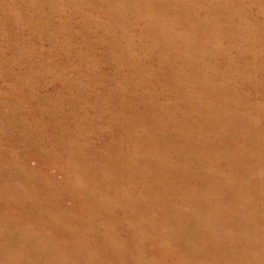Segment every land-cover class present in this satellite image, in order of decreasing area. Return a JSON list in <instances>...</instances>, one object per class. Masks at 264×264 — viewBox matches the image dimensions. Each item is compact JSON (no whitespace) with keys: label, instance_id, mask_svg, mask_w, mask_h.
Masks as SVG:
<instances>
[{"label":"rangeland","instance_id":"374dc122","mask_svg":"<svg viewBox=\"0 0 264 264\" xmlns=\"http://www.w3.org/2000/svg\"><path fill=\"white\" fill-rule=\"evenodd\" d=\"M193 247L264 264V0H0V264Z\"/></svg>","mask_w":264,"mask_h":264},{"label":"bare ground","instance_id":"6f19581e","mask_svg":"<svg viewBox=\"0 0 264 264\" xmlns=\"http://www.w3.org/2000/svg\"><path fill=\"white\" fill-rule=\"evenodd\" d=\"M223 89V88H222ZM202 105V104H201ZM204 106V105H203ZM180 129V128H179ZM183 129V128H182ZM178 130V129H177ZM182 131V130H181ZM190 131V130H189ZM180 133V132H179ZM182 133V132H181ZM186 134H189L188 132H186ZM184 135H185V133H184ZM182 137H183V135H182ZM182 137H180V139L182 140ZM185 138V137H184ZM180 139H179V136H178V139L177 140H179V142H180ZM171 140V139H170ZM173 140V139H172ZM176 140V139H175ZM8 142V141H7ZM175 142V141H174ZM178 142V141H177ZM178 145V144H177ZM181 145V144H180ZM220 145V144H219ZM179 146V145H178ZM225 148V147H224ZM184 149L185 148H183L182 150L184 151ZM185 150H188V149H185ZM193 150V149H192ZM140 151V150H139ZM183 153V152H182ZM203 176V175H202ZM239 177V176H238ZM259 214V213H258ZM143 217V216H142ZM262 217V216H261ZM263 219V218H262ZM155 226V225H154ZM202 226V225H201ZM209 227V226H208ZM211 227V226H210ZM167 228H168V226H167ZM185 228V227H184ZM188 228V227H187ZM134 228H132L130 231H133L134 232V230H133ZM166 229V228H165ZM177 229V228H176ZM197 229V228H196ZM153 230V229H152ZM169 230V229H168ZM188 230V229H187ZM171 231V230H170ZM195 231V230H194ZM198 231V230H197ZM201 231H202V229H201ZM205 231V230H204ZM214 231V230H213ZM141 232V231H140ZM166 232V231H165ZM164 232V233H165ZM181 232V231H180ZM167 233V232H166ZM171 233H172V231H171ZM148 234H150V233H148ZM193 234V233H192ZM198 235L200 234V233H197ZM214 234V233H213ZM142 235V234H141ZM146 235V234H145ZM175 235V234H174ZM138 236V235H137ZM211 236V235H210ZM157 237V236H156ZM167 237H168V235H167ZM200 237V236H199ZM214 237V236H213ZM212 237V238H213ZM87 238V237H86ZM208 238H210V237H208ZM172 239H173V237L172 236H170V243H172V244H174L173 243V241H172ZM197 240H198V238H196ZM70 240V239H69ZM209 240V239H208ZM73 241V240H72ZM75 241V240H74ZM211 242H213L212 240H210ZM108 242V241H107ZM175 242V241H174ZM191 242V241H190ZM196 242V241H195ZM77 243V242H76ZM181 243V242H180ZM180 243H178L177 242V244H179V245H181ZM194 243V242H193ZM203 243H204V241H203ZM6 244V243H5ZM169 244V243H168ZM192 244V243H191ZM170 246H171V244H169ZM176 245V244H175ZM174 245V246H175ZM178 245V246H179ZM185 246H186V244H184ZM188 245V244H187ZM87 246V245H86ZM133 246H134V244H133ZM137 246V245H136ZM182 246V245H181ZM138 247V246H137ZM140 247V246H139ZM217 248H220V249H222V247L220 246V245H217L216 246ZM95 248V247H94ZM101 248V247H100ZM173 248V247H172ZM176 248V247H175ZM175 248H173V249H175ZM179 248V247H178ZM182 248L183 249H186L185 247H183L182 246ZM156 249V248H155ZM160 249V248H159ZM168 249V248H167ZM177 249V248H176ZM180 249V248H179ZM211 249V248H210ZM210 249L208 248V247H203V252L201 251V250H198V249H196L195 247H193L192 248V250L190 251H188V252H186V250H183V256H181V254L179 253V255H177V257H178V259H177V262L176 263H174V262H172V260H174L173 258H169L168 257V255H167V253L166 252H168V251H164V250H161V251H158V252H154L152 255H150L149 257H150V262H147L148 264H153V262L154 261H156V256H159V255H157V254H160L161 255V257H162V259H163V262L165 263V264H193V262L194 261H204L203 259H205V257H206V255L209 253V251H210ZM178 251H180V250H178ZM66 252V251H65ZM143 253V252H142ZM170 253V252H169ZM175 253V252H174ZM173 253V254H174ZM212 253V252H211ZM105 254V253H104ZM221 254V253H220ZM41 255V254H40ZM94 255V254H93ZM103 255V254H102ZM141 255V254H140ZM142 255H146V254H142ZM141 255V256H142ZM224 255V254H223ZM171 256V255H170ZM74 257V256H73ZM210 257V256H209ZM214 257H217L218 258V260L217 261H221V260H224L225 258L223 257L222 259H221V255H215ZM214 257H213V259H214ZM243 257V256H242ZM245 257V256H244ZM247 257V256H246ZM130 258H133L131 255H129L124 261H122L121 262V264H128V259H130ZM144 258V257H143ZM159 258V257H158ZM212 258V257H211ZM145 259V258H144ZM216 259V258H215ZM149 260V259H148ZM194 260V261H193ZM212 260V259H211ZM79 261V260H78ZM99 261V260H98ZM227 261V260H226ZM228 261H229V259H228ZM85 262V261H84ZM130 262V261H129ZM212 262V261H211ZM64 263V262H63ZM95 263V262H94ZM138 263V261H136V260H134L133 259V261H132V263L131 264H137ZM213 263H215V262H213ZM237 263V262H236ZM242 263V262H241ZM243 263H245V262H243ZM145 264V263H144ZM154 264H155V262H154ZM199 264V263H198ZM220 264V263H219ZM247 264V263H246Z\"/></svg>","mask_w":264,"mask_h":264}]
</instances>
